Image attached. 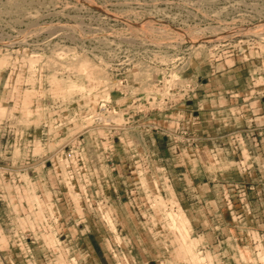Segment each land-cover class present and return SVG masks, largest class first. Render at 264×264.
Wrapping results in <instances>:
<instances>
[{
	"label": "rangeland",
	"instance_id": "1",
	"mask_svg": "<svg viewBox=\"0 0 264 264\" xmlns=\"http://www.w3.org/2000/svg\"><path fill=\"white\" fill-rule=\"evenodd\" d=\"M3 105L0 264L263 262L264 0H0Z\"/></svg>",
	"mask_w": 264,
	"mask_h": 264
},
{
	"label": "crops",
	"instance_id": "2",
	"mask_svg": "<svg viewBox=\"0 0 264 264\" xmlns=\"http://www.w3.org/2000/svg\"><path fill=\"white\" fill-rule=\"evenodd\" d=\"M217 95V94H216ZM6 97L8 98L7 99V102H10V101H12V102H14V100L13 99H10V98H14L13 96H11V92H8L7 94H6ZM231 100L233 101V97H231ZM14 103H12V106L14 107ZM5 106L3 105L2 107H0V112L1 111H3V108H4ZM237 107V109H238V105L236 106ZM208 107H206V109H207ZM233 108V107H232ZM14 109V108H13ZM261 110L263 111V114L262 115H260L259 116V118H264V106H262L261 107ZM243 111V110H242ZM1 114V113H0ZM253 119V117L251 116L250 117V120H252ZM232 120H233V118H232ZM0 127H2V119H0ZM55 174H58V173H56V171H55ZM1 191V190H0ZM54 192H56V190H53ZM57 200L58 199H60V198H56ZM14 204H15V202H14ZM60 204V203H59ZM60 235V234H59ZM79 235V234H78ZM81 235H82V233H81ZM108 236L112 239V240H115L114 238H116V236L113 234V233H109L108 234ZM217 236V235H216ZM221 236V238L222 237H224L222 234L220 235ZM87 237H88V235H87ZM87 237H86V239H87ZM94 238H95V236H93ZM92 237V238H93ZM118 237L120 238V240H128V241H132V243H133V245H135V250H136V254H131L130 255V259H131V263L130 264H182L181 263V261H179V260H176V259H174V258H171V255H169V256H167V255H162V256H159L158 254H156V253H154L153 251H151V250H149V249H147L145 246H146V244H145V239L147 238H145V237H143L142 236V233L141 232H138L137 234H127V233H125V234H123V233H119L118 234ZM203 238V239H201L202 240V244H201V250L200 251H202V252H205L206 253V251H207V246H211V248H212V244H209V243H207V238L206 237H204V236H202V235H199V238ZM228 238H232V237H229L228 236ZM106 240H109V238H105ZM216 239H218L217 237L216 238H214V240H216ZM261 240H263V239H261ZM142 245V246H141ZM259 245V244H258ZM119 246V245H118ZM132 246V245H131ZM215 246H218V248L216 247V248H214V249H212V251H213V255L215 256V257H217V260L215 261V263H214V261H211V262H208V263H206V264H229V263H225V262H223V260H224V257H222L223 255H224V253L221 251V249H222V247L219 245V244H216ZM257 247V245H254V251H256V253L254 254L255 256H258V255H260V256H262V257H264V248H263V246H262V252L261 251H259L260 249H257L256 248ZM127 257V256H126ZM125 257V255H123V259H121L120 258V261L119 262H117V264H129L128 263V261H127V258ZM159 258V259H158ZM206 259H208V258H206ZM210 261V260H209ZM259 261H260V259H259ZM185 264V263H184ZM230 264H233V263H230ZM234 264H241L240 262H239V260L237 259L235 262H234ZM245 264H264V260H263V262L261 261V262H256V263H249V262H247V263H245Z\"/></svg>",
	"mask_w": 264,
	"mask_h": 264
},
{
	"label": "bare ground",
	"instance_id": "3",
	"mask_svg": "<svg viewBox=\"0 0 264 264\" xmlns=\"http://www.w3.org/2000/svg\"><path fill=\"white\" fill-rule=\"evenodd\" d=\"M183 222V221H182Z\"/></svg>",
	"mask_w": 264,
	"mask_h": 264
}]
</instances>
